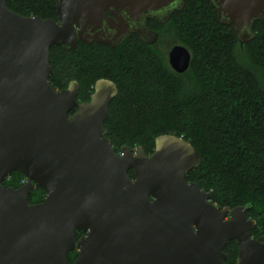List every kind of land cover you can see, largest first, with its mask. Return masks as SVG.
Returning <instances> with one entry per match:
<instances>
[{
	"label": "water",
	"instance_id": "obj_1",
	"mask_svg": "<svg viewBox=\"0 0 264 264\" xmlns=\"http://www.w3.org/2000/svg\"><path fill=\"white\" fill-rule=\"evenodd\" d=\"M217 19L230 25L240 45L264 22V0H210ZM184 0H55L57 20L23 16L0 0V264H224L235 240L234 264H264V236L245 206H215L186 174L200 156L182 136L161 134L147 154L141 146L115 152L103 123L117 94L109 79L95 81L87 101L78 83L56 90L49 49L77 41L118 46L137 34L157 41L146 19L165 22ZM175 44L168 63L177 73L190 63ZM18 187L2 181L13 171ZM133 172V177L128 175ZM45 190L29 204L33 186ZM229 215L228 219L225 216ZM77 231L85 234L75 238Z\"/></svg>",
	"mask_w": 264,
	"mask_h": 264
},
{
	"label": "trees",
	"instance_id": "obj_2",
	"mask_svg": "<svg viewBox=\"0 0 264 264\" xmlns=\"http://www.w3.org/2000/svg\"><path fill=\"white\" fill-rule=\"evenodd\" d=\"M6 6L23 16L57 19L55 0H6ZM253 31L254 38L240 45L233 28L218 21L210 0H184L160 31V39L189 50L184 72L170 68L157 44L145 45L130 34L116 47L80 41L70 50L52 46L48 81L56 90L76 81L77 101L89 99L96 80L114 82L118 91L103 130L115 152L141 146L150 154L157 136H182L200 156L186 180L196 182L218 206H245L256 222L251 235L264 236V22L256 21ZM23 179L16 170L2 184L18 188ZM44 197L45 190L35 185L27 202ZM223 252L224 264H234L235 240ZM75 257L76 251H69L67 264Z\"/></svg>",
	"mask_w": 264,
	"mask_h": 264
},
{
	"label": "flooded vegetation",
	"instance_id": "obj_3",
	"mask_svg": "<svg viewBox=\"0 0 264 264\" xmlns=\"http://www.w3.org/2000/svg\"><path fill=\"white\" fill-rule=\"evenodd\" d=\"M183 8V7H182ZM182 10V9H181ZM176 11V10H175ZM175 11H173V12H175ZM178 11H180V10H178ZM173 12L171 13V15L173 14ZM57 15V14H56ZM171 15H170V17L167 19V21H165V22H160V21H157V20H155V19H152V18H149V19H146V21H145V26H146V28H148L149 30H151V31H154V32H156L157 33V35H158V37H157V41L154 43V44H151V45H156L157 43H158V41H159V39H160V31H161V28L162 27H164L166 24H168V22H169V20H170V18H171ZM57 20V19H56ZM149 21H153V22H155V23H157V24H159V28H157V26L156 27H153V26H151L150 24H149ZM262 22V21H261ZM132 34H135V33H132ZM130 35V34H129ZM137 37H138V39L141 41V39H140V37L137 35V34H135ZM128 36V35H127ZM126 36V37H127ZM142 42V41H141ZM122 43V42H121ZM143 43V42H142ZM144 44V43H143ZM145 45H147V44H145ZM110 46V45H109ZM171 49V48H170ZM169 52V51H168ZM168 52H167V59H166V61H167V64L169 65V63H168ZM23 181V183H24V181H25V178L22 180ZM22 183V184H23ZM210 202L213 204V205H215V206H218V205H216L215 203H213L211 200H210ZM221 207V206H220ZM223 207H229V206H222L221 208H223ZM235 207V206H234ZM230 209L231 208H233V207H229ZM245 213H246V210H245ZM247 216V215H246ZM228 217H229V215H228V213H227V215L225 216V219H228ZM248 217V216H247ZM249 219H252V218H250V217H248ZM85 233L84 232H82L79 236H77V238H79L80 236H82V235H84ZM253 237V236H252ZM236 242V241H235ZM73 250H75L76 251V255H77V249L76 248H74ZM75 259V258H74ZM73 263V262H72Z\"/></svg>",
	"mask_w": 264,
	"mask_h": 264
},
{
	"label": "rangeland",
	"instance_id": "obj_4",
	"mask_svg": "<svg viewBox=\"0 0 264 264\" xmlns=\"http://www.w3.org/2000/svg\"><path fill=\"white\" fill-rule=\"evenodd\" d=\"M177 44L176 42H172L170 39H160L157 43V49L160 51L161 55L167 59V52L170 50V48Z\"/></svg>",
	"mask_w": 264,
	"mask_h": 264
},
{
	"label": "built area",
	"instance_id": "obj_5",
	"mask_svg": "<svg viewBox=\"0 0 264 264\" xmlns=\"http://www.w3.org/2000/svg\"><path fill=\"white\" fill-rule=\"evenodd\" d=\"M22 183H23V181H22Z\"/></svg>",
	"mask_w": 264,
	"mask_h": 264
}]
</instances>
